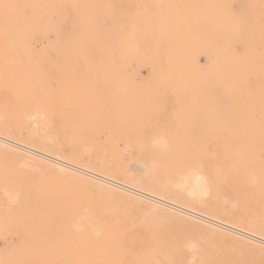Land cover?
Returning a JSON list of instances; mask_svg holds the SVG:
<instances>
[{"label":"rangeland","instance_id":"374dc122","mask_svg":"<svg viewBox=\"0 0 264 264\" xmlns=\"http://www.w3.org/2000/svg\"><path fill=\"white\" fill-rule=\"evenodd\" d=\"M0 135L263 238L264 0H0ZM0 264H264V247L0 146Z\"/></svg>","mask_w":264,"mask_h":264},{"label":"bare ground","instance_id":"6f19581e","mask_svg":"<svg viewBox=\"0 0 264 264\" xmlns=\"http://www.w3.org/2000/svg\"><path fill=\"white\" fill-rule=\"evenodd\" d=\"M36 115H37V113H36ZM36 127H37V125H36ZM36 134H35V136H36ZM47 139H49V138H47ZM50 141L52 142L51 138H50ZM161 144H163V146L166 147L165 149H168L170 151H183V153L184 152H188V153L189 152H192L193 155L190 156L189 159H191V161H193L194 163H196V165L198 164L199 166L214 167V168H216V170H218V172H219L218 174H220V175H224L225 174V171H224L225 170V168H224L225 165L223 163L224 161H222V159H223L222 157H221V159H220V157H218V158L216 157V159H214V160H217L218 159L217 161L220 164L216 161V164H214L213 166L205 165L206 163H208L209 158L206 157V155H205L206 152H207V149L205 148L204 145H200L199 148H196L198 146H197V144H194V143L183 144L181 142H161ZM0 146L12 147V148L20 149L22 151H25V152L29 153L33 157L41 158V159L46 160L48 162V164H51V165H53V166H55V167H57V168H59L61 170H68V171L71 172V174L78 175V176H79V174L80 175H83V176H86L88 178L93 179L94 181H96L99 184H104V185H107L108 187H110L112 189L120 190V191L128 194L129 196H134V197H136V198H138L140 200H144V201H147V202H151L155 206H161L164 209L174 210V211H176V212H178V213H180V214H182L184 216H187V217L192 218L194 220L200 221L203 224L209 226L213 230H218L220 232L227 233V234H234V235L238 236L239 238H241L242 240H244L246 242L256 243L257 245H259L261 247L262 246L264 247V237L263 238L262 237H259L255 233H253V232L247 231V230H245L242 227H237L236 225L234 226V225H232V224H230L228 222L222 221V220H220V219H218V218H216V217H214L212 215L203 214L202 212L194 209L195 207L194 208L184 207V206H181L179 204H176V203L172 202L171 200L165 199L164 197L155 195L153 193H149L150 192L149 191L150 189H146V190L149 191V192H146V191L142 190L141 188H137V187L128 185V184L123 183V182H120V181H118V180H116L114 178H111V177H108V176H104L102 174H99L97 172H94L90 168H85V167H82V166H79V165L70 163L69 161H66V160H64V159H62V158H60L58 156L48 155L47 153L44 154L42 152H39L35 148H31V147H29V146H27L25 144L12 141V140L8 139L6 136H3V135H0ZM141 150H140V152H141ZM196 151L198 153L202 154L199 159H196V155H195ZM238 155H240V153H238ZM237 157L236 158H233V160H232V166L236 170V173L239 175V178L242 179L243 176H244V171H245V165L246 164H244L243 161H242V159L240 158L241 155H240L239 158H237ZM219 159L221 161H219ZM118 162L116 161V163H118ZM144 174H146V172ZM129 175H131V174H129ZM186 175H188V174H186ZM193 175H194V173H193ZM197 175H198V173H197ZM137 178H138V176H137ZM184 179H185V177H184ZM193 181H194V184H196V186H197L196 189L192 191V194L195 195L194 200L196 202L202 203L203 202V198H204V192L206 190H204V192L202 191L203 189L200 186L202 184V182L200 180V176L199 175H198V177L193 178ZM186 182L188 184V179L186 180ZM204 182H206V181H204ZM183 184H185V183H183ZM189 184H190V182H189ZM10 186H12V185H10ZM163 188H164V186H163ZM4 192H6V191H4ZM205 193H207V192H205ZM207 196H208V194H207ZM14 199H16V198H14ZM8 201H9V204H10L11 203L10 202V199ZM46 216H48V215H46ZM80 229H82V228H80ZM98 233H100V232H98ZM194 249H199V248H194ZM165 256H167V255H165ZM151 257H150V260H151ZM150 260H148V262Z\"/></svg>","mask_w":264,"mask_h":264}]
</instances>
